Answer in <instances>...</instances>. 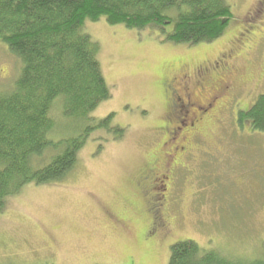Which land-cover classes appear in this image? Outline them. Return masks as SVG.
<instances>
[{"label":"rangeland","instance_id":"1","mask_svg":"<svg viewBox=\"0 0 264 264\" xmlns=\"http://www.w3.org/2000/svg\"><path fill=\"white\" fill-rule=\"evenodd\" d=\"M225 1L233 19L207 43H173L157 30L109 24L104 18L85 22L84 31L98 43L111 93L91 116L113 114L111 125L124 128L123 136L93 131L61 182L29 183L8 199L0 213V264H168L171 245L184 239L234 257L262 255L264 131L233 122L238 110H247L264 93V77L254 82L248 77V93H242L232 116L203 138V150L185 168L176 170L167 209L171 235L154 244L134 235L141 224L133 211L141 203L134 184L157 140L152 127L161 100L155 73L171 60L185 59L189 66L213 60L251 32L259 41L256 55L264 60V0ZM20 66L0 42V89L13 83ZM58 115L55 107L52 116ZM114 218L123 224L116 226Z\"/></svg>","mask_w":264,"mask_h":264},{"label":"trees","instance_id":"2","mask_svg":"<svg viewBox=\"0 0 264 264\" xmlns=\"http://www.w3.org/2000/svg\"><path fill=\"white\" fill-rule=\"evenodd\" d=\"M100 18L193 45L221 36L233 13L225 0H0V42L21 63L13 83L0 89V213L25 185L61 182L93 131L123 136L124 128L111 125L113 114L91 116L111 96L98 43L84 31L87 20ZM236 123L264 131V93L238 111ZM203 247L179 240L168 264H264V252L251 259Z\"/></svg>","mask_w":264,"mask_h":264},{"label":"flooded vegetation","instance_id":"3","mask_svg":"<svg viewBox=\"0 0 264 264\" xmlns=\"http://www.w3.org/2000/svg\"><path fill=\"white\" fill-rule=\"evenodd\" d=\"M250 34L239 46L220 52L213 60H197L195 66L185 59L171 60L155 73L161 100L152 127L156 147L134 184L141 200L139 207H133L141 220L140 230H134L138 240L154 244L171 235L167 209L176 170L185 168L187 161L203 150V138L232 116L248 77L250 82L263 79V56L256 55L259 41ZM237 114L232 121L236 125ZM114 219L116 226L123 224Z\"/></svg>","mask_w":264,"mask_h":264}]
</instances>
